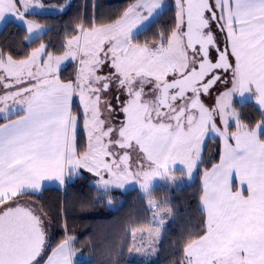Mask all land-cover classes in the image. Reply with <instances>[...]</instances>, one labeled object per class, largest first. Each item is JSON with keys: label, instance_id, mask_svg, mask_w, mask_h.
<instances>
[{"label": "snow or ice", "instance_id": "1", "mask_svg": "<svg viewBox=\"0 0 264 264\" xmlns=\"http://www.w3.org/2000/svg\"><path fill=\"white\" fill-rule=\"evenodd\" d=\"M175 4L174 27L153 44L137 42L135 32L163 0H134L104 26L78 24L60 55L44 43L25 59L0 50V264H39L44 221L18 198L41 191L45 181L63 185L85 169L98 178L95 186L109 204L111 190L133 182L150 197L154 179L168 177L177 163L191 177L213 134L223 151L204 172L203 228L185 241L181 264H264V0ZM32 7L44 5L0 0V22L6 15L23 22L29 40L42 30L26 18ZM69 59L79 67L74 79L64 81L59 69ZM227 73L231 87L207 106L201 96L218 81L227 84ZM113 88L127 97H116L124 114L118 125L110 119ZM246 93L262 111L254 126L242 122L232 103L235 94ZM148 204L157 207L150 198ZM163 210L154 213L160 225ZM73 255L71 238L65 239L47 264H73Z\"/></svg>", "mask_w": 264, "mask_h": 264}, {"label": "trees", "instance_id": "2", "mask_svg": "<svg viewBox=\"0 0 264 264\" xmlns=\"http://www.w3.org/2000/svg\"><path fill=\"white\" fill-rule=\"evenodd\" d=\"M134 0H73V4L62 14L30 15L49 30L38 40H26L27 32L18 23H8L0 33V50L14 59H25L40 43L48 51L62 54L68 39L78 34L77 25L104 26L119 17ZM176 22V7L165 9L139 36V43H155L161 33H170ZM61 78H75V65L69 64L61 72ZM75 111L80 106L75 102ZM238 114L242 122L254 126L262 118V111L253 101L238 103ZM3 121H0L2 123ZM235 129V126H231ZM211 139L206 145L202 164L193 183L182 187H158L151 196L143 195L140 189L110 191L108 196L95 186L91 177L80 174L77 179L67 181L65 187H46L41 193L29 195L38 200L51 219L52 240L50 251L65 239L71 238L74 249V264H181L183 248L189 235L203 228L205 214L201 205L204 172L219 160V140ZM79 143L86 144L80 128ZM211 158V160H210ZM154 199L159 208L171 212L170 223L161 239L158 254L152 260H138L133 251V237L140 229L153 225L155 211L148 204ZM134 233V234H133Z\"/></svg>", "mask_w": 264, "mask_h": 264}, {"label": "rangeland", "instance_id": "3", "mask_svg": "<svg viewBox=\"0 0 264 264\" xmlns=\"http://www.w3.org/2000/svg\"><path fill=\"white\" fill-rule=\"evenodd\" d=\"M175 6V0H163V7L161 9L158 10V12L156 14H154V16L151 18L150 22H146L144 26L141 27V29L137 30L135 32V36H139V34H141L145 29H147L149 26H151L153 23V21L159 16L161 15L163 12H165V9H167L170 6ZM220 35V34H219ZM138 42V41H137ZM156 43V42H155ZM142 44V43H141ZM149 44H153V43H149ZM73 61V60H72ZM73 64L75 65V72H77L79 64L78 61H73ZM76 74V73H75ZM224 75V79L228 80L229 82L227 84L224 83H220L219 81L217 82L216 85L213 86L212 89H210V93L208 95H202L201 99L202 101L207 105V106H215L216 101L218 99V97L220 96V94H222L224 91H226L227 89H229L231 87V83H230V73L227 74H223ZM65 81V79H64ZM151 87V85H146L145 89H149ZM3 92V89L0 88V93ZM119 95L120 100L123 101L125 100L127 97L125 95H121L119 92L116 91L115 88H113L110 92V94H108V99L110 100V102L113 105V114L110 117L112 123L118 125L120 121H122L124 119V114L119 110L120 106L118 103H116V97ZM247 95H249L247 93ZM244 97L239 96V94H235L233 97V107L236 109L237 113L238 112V103H240V101H243ZM246 100V99H244ZM76 103L79 104V99L78 97H76ZM75 104V103H74ZM79 111H81V108H79ZM78 111V112H79ZM107 113H105V116L107 117ZM231 126H235V121H231L230 122V129ZM222 127V125H221ZM81 129H83L82 127V123L80 126ZM233 130V129H231ZM80 132V129H79ZM85 135V133H84ZM219 140L220 143V137L213 135H210L208 138L205 139L204 145L202 146V150H201V158H202V163L205 160L204 158V153H205V149H206V145L208 144L209 141H211V139H216ZM216 140V141H217ZM85 141H86V136H85ZM133 161H135V156H133L132 158ZM211 160V158H210ZM199 163L198 166L193 170L191 177H189L186 173V169L184 168L183 165L177 163L172 167V171L169 173V176L166 178H160V177H156L153 181V189L158 188V187H168V188H173V187H182L185 184H189V183H193V181L195 180L198 172H199V168L201 167V169L205 168L204 165L206 164H202ZM81 171H83V174H87L91 177L92 181L94 183H96L97 181V177H95L92 173L88 172L85 169H80L78 170V172L72 176L69 180H73V179H77L80 174ZM97 178V179H96ZM96 179V180H95ZM64 189H66V187H63ZM131 189H139V186L136 183H130V184H126L124 188H119V189H113L111 191H115V190H121L123 192H126L127 190H131ZM141 193L143 195H146L142 192V190H140ZM153 201H155L154 199H152ZM24 201V202H23ZM21 203L24 205H33L35 206V208L40 211V214L42 216V219L44 221V227L46 229V243H45V248L44 251L42 252L41 256L38 257L39 262L48 254V252L50 251V243L52 240V227H53V223L51 222L50 217L48 216V214L46 213V211L43 210L41 204L39 203L38 200H34L32 198H25ZM157 207L153 208V210L155 211V213L158 211L159 207L157 202L155 201ZM150 206V205H149ZM151 207V206H150ZM170 216H171V212L169 210H163L159 212V217H162L164 219V223L163 225L159 224V219L158 218H154L153 215V225H151V227L145 228V229H140V231H138V233L134 235L133 237V251L134 250H138V248H140L141 245H144L143 247H141V251H140V255H137V258H141V257H147L150 258L153 255V250H159V246L161 243V239L160 237H163L164 233H165V229L166 227H168L169 225V221H170ZM158 229V231H157ZM151 232V235L149 234ZM146 248H150V252L144 253ZM135 253V252H134ZM151 255V256H150Z\"/></svg>", "mask_w": 264, "mask_h": 264}, {"label": "crops", "instance_id": "4", "mask_svg": "<svg viewBox=\"0 0 264 264\" xmlns=\"http://www.w3.org/2000/svg\"><path fill=\"white\" fill-rule=\"evenodd\" d=\"M34 2L36 3H42L44 5L43 8H37V7H32L30 8L29 10V13L27 14L26 18L27 19H32L34 22L38 23L35 19H33L32 17H30V15H50V14H62V12H65L66 10H68L70 8V6L73 4V0H34ZM11 22H14V23H18L21 27L25 28L26 30V26L23 22L15 19L14 17L10 16V15H6V18L3 22H0V33L4 30L5 26L8 24V23H11ZM39 24L42 25V30L39 32V33H34L32 34L31 38L29 39L30 41H35V40H38L41 36H43L44 34L47 33V31L49 30V27H47L45 24L43 23H40ZM100 27V26H98ZM69 64H73V61L71 59L69 60H65L61 65H60V69H59V76L61 78V71L67 67ZM62 79V78H61ZM63 80V79H62ZM65 81H68V80H65ZM3 89V88H2ZM4 91V89H3ZM246 99V100H244ZM244 99L243 101H240L241 104L243 103H247L249 101H253L255 102L254 98L249 94L247 95V93L244 95ZM76 102V97L74 96L73 97V105L74 103ZM117 103V102H116ZM256 104V103H255ZM260 108V107H259ZM74 109V107H73ZM14 118V117H13ZM0 121H3L2 123H4V120L3 119H0ZM235 129H233L232 131H234ZM220 139V138H219ZM234 143V142H233ZM220 155H219V160L217 161L216 164L219 163L220 161V158H221V154H222V151H223V143H222V140L220 139ZM135 161H133V164H134ZM208 171H211V169H209ZM84 172L81 171V174H83ZM69 177H66L65 178V184L67 183V181H69ZM97 179V178H96ZM95 179V180H96ZM74 180V179H73ZM201 182H202V186L204 187V175L202 176L201 178ZM65 184L61 185L59 184L58 181H45L43 186H42V189L41 191L39 192H36V193H40L42 192L43 190L46 189V187H55V188H63L65 186ZM234 184H237L238 185V182L235 181L234 179ZM246 188V186H245ZM32 194H35V193H29L28 195H25V196H21L19 197V202L21 205H24L22 204L21 202L25 199V198H29V195H32ZM24 202V201H23ZM202 205V203H201ZM137 234V233H136ZM160 239H162V237H160ZM62 243V242H61ZM60 243V244H61ZM59 244V245H60ZM144 245H141L140 248H138V250H134L132 251V253L136 254L137 255H140V251H141V247H143ZM57 248V247H56ZM52 249L51 251L48 252V254L39 262V264H47V261L49 259V257L52 256L53 252L55 251V249ZM150 248H146L144 253H147V252H150L149 251ZM158 254V250H153V255L152 257L150 258H147V257H141V258H137L138 260H152L153 257H155L156 255ZM141 256V255H140ZM151 256V255H150ZM39 259V258H38ZM73 259V264H74V256L72 257Z\"/></svg>", "mask_w": 264, "mask_h": 264}, {"label": "flooded vegetation", "instance_id": "5", "mask_svg": "<svg viewBox=\"0 0 264 264\" xmlns=\"http://www.w3.org/2000/svg\"><path fill=\"white\" fill-rule=\"evenodd\" d=\"M217 35H218V37H219V40H220L221 45H223V43H224L223 35H222V34L219 35V33H217ZM213 54H214V53H213ZM147 90H148V89H145L146 92H147ZM118 96H119V95H118Z\"/></svg>", "mask_w": 264, "mask_h": 264}]
</instances>
